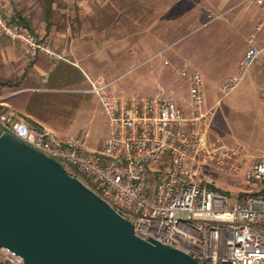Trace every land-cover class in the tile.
I'll list each match as a JSON object with an SVG mask.
<instances>
[{
    "label": "built area",
    "instance_id": "2783aa9c",
    "mask_svg": "<svg viewBox=\"0 0 264 264\" xmlns=\"http://www.w3.org/2000/svg\"><path fill=\"white\" fill-rule=\"evenodd\" d=\"M251 1L264 8V0ZM6 4L0 0V41L24 46L33 60L41 55L55 63L64 59L32 28L9 19ZM252 38L240 70L221 87L226 95L264 60V47L254 45ZM176 72L189 80L191 116L172 96L166 97L162 84L153 97L105 95L101 87H93L110 122L101 150L89 146L87 134L60 138L46 127L33 128L14 111L0 112V127L62 163L73 176H85L90 188L133 223L138 237L181 249L202 264H264V153L245 167L240 161L243 148L225 149L223 159H239L226 169L242 175L245 186L231 205L205 172L217 153L208 140L216 107L207 105L200 73ZM152 172H157L154 190L149 188ZM0 264L25 263L0 248Z\"/></svg>",
    "mask_w": 264,
    "mask_h": 264
},
{
    "label": "rangeland",
    "instance_id": "374dc122",
    "mask_svg": "<svg viewBox=\"0 0 264 264\" xmlns=\"http://www.w3.org/2000/svg\"><path fill=\"white\" fill-rule=\"evenodd\" d=\"M71 1L68 17L76 27L103 30L105 77L127 94L150 95L159 81L192 108L188 82L173 72L188 70L203 76L209 107L217 111L208 135L217 153L205 172L233 205L245 186L242 175L226 169V164L236 165L239 159L223 157L226 148L241 147L240 161L249 167L264 153V61L250 68L234 92L226 95L221 87L240 70L243 54L251 47L250 34L264 23V12L252 2L240 6L204 0ZM1 97L0 105L5 101ZM76 120L90 143L107 134L101 111H86ZM156 175L151 174L152 190ZM79 178L91 186L85 176Z\"/></svg>",
    "mask_w": 264,
    "mask_h": 264
},
{
    "label": "water",
    "instance_id": "95a60500",
    "mask_svg": "<svg viewBox=\"0 0 264 264\" xmlns=\"http://www.w3.org/2000/svg\"><path fill=\"white\" fill-rule=\"evenodd\" d=\"M0 248L25 264H202L144 240L59 161L0 127Z\"/></svg>",
    "mask_w": 264,
    "mask_h": 264
},
{
    "label": "crops",
    "instance_id": "0c3cea01",
    "mask_svg": "<svg viewBox=\"0 0 264 264\" xmlns=\"http://www.w3.org/2000/svg\"><path fill=\"white\" fill-rule=\"evenodd\" d=\"M204 2L240 6L252 2L261 9L262 14L264 12V8L251 0H204ZM48 3L49 0H8L6 4L5 13L9 19L21 21L32 28L39 37L49 41L64 59L55 63L48 56L41 55L33 60L24 46L8 39L1 40L0 95L5 101L0 105V112L14 111L19 119L33 128L46 127L60 138L87 134L89 146L101 150L110 136V122L93 87L95 85L101 87L105 95L153 97L158 93L161 82L158 81L150 95L127 94L125 88L114 86L115 80L108 81L103 69L105 58L103 30L76 27L68 17L71 0H53L52 17H49ZM78 3L81 1L78 0ZM261 24L264 23L259 22L250 34V37H255L254 45L259 48L264 47V25L260 26ZM246 53L243 54L242 60ZM165 65L170 64L165 62ZM179 71L193 73L188 70ZM173 73L181 77L179 73L175 71ZM184 80L189 84L188 94L191 99L189 80ZM175 94L176 92L167 89V95L175 99L177 106L187 116H191L194 111L193 101L192 108H187ZM206 101L210 106L207 99ZM91 110L101 111L105 116L107 134L99 141L91 140L90 143L89 134L78 128L76 119Z\"/></svg>",
    "mask_w": 264,
    "mask_h": 264
},
{
    "label": "trees",
    "instance_id": "16d2710c",
    "mask_svg": "<svg viewBox=\"0 0 264 264\" xmlns=\"http://www.w3.org/2000/svg\"><path fill=\"white\" fill-rule=\"evenodd\" d=\"M53 4V0H49L48 6L50 7V11H49V17H52V11H51V6Z\"/></svg>",
    "mask_w": 264,
    "mask_h": 264
}]
</instances>
